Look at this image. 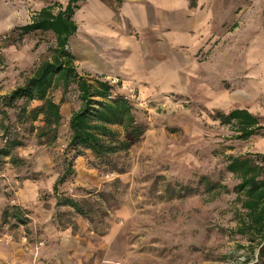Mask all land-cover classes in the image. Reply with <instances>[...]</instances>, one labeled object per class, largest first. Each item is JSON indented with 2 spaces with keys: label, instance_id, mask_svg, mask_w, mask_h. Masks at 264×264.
I'll return each mask as SVG.
<instances>
[{
  "label": "rangeland",
  "instance_id": "rangeland-1",
  "mask_svg": "<svg viewBox=\"0 0 264 264\" xmlns=\"http://www.w3.org/2000/svg\"><path fill=\"white\" fill-rule=\"evenodd\" d=\"M33 5L31 0H0V95L51 56L52 33L20 37L13 31L31 22ZM253 6L235 26L229 19L211 32L209 45L196 55L205 64L199 70L207 73L187 93L154 96L151 90L139 95L137 88L127 91L121 82L109 80L133 104L146 131L127 153L111 157L113 170L97 164L90 153L75 161V174L60 191L90 208L89 217L57 207L53 196L76 92L71 90L62 103L63 123L54 145H40L34 133L20 129L24 145L7 157L0 153V264H21L27 253L34 264L46 245L41 234L47 222L82 238L87 248L83 264H245L249 252L238 245L247 242L231 234L235 195L210 200L198 183L206 177L231 189L237 181L225 172L224 156L264 152V135L235 140L232 128L213 117L217 110L241 108L264 124V4L260 16ZM53 97L59 102L62 91L55 90ZM4 147L0 132V151ZM181 184L195 192L169 198L166 187ZM7 206L20 208L26 222L3 219Z\"/></svg>",
  "mask_w": 264,
  "mask_h": 264
},
{
  "label": "trees",
  "instance_id": "trees-1",
  "mask_svg": "<svg viewBox=\"0 0 264 264\" xmlns=\"http://www.w3.org/2000/svg\"><path fill=\"white\" fill-rule=\"evenodd\" d=\"M81 1L84 0H68L65 5L58 2L48 4L32 17L31 22L13 29L20 37L36 31L50 32L55 45L51 56L41 61L23 83L0 95V132L5 143L0 153L7 157L11 149L24 145L25 134L19 136L22 127L26 134L34 133L40 145H54L63 123L62 103L74 90L77 104L67 120L68 135L61 155V170L53 185V196L57 207H69L77 215L89 217L90 208L60 191L75 174V161L90 153L97 164L113 170L111 157L127 153L143 137L146 127L138 120L133 104L118 92L115 84L103 76L78 69L68 41L77 31L73 16ZM57 89L62 91L59 102L53 97ZM33 102L38 104L32 106ZM213 117L232 128L235 140L247 141L264 135V124L246 109L217 110ZM36 122L40 124L36 125ZM224 158L225 172L237 181L233 187L229 189L226 184L206 177H201L198 184H203L210 200L223 194L235 195L234 204L237 206L233 219L236 224L231 228V234L247 242L238 245L249 252L245 264L251 258H254L253 264H264V152L229 154ZM10 161L16 164L17 160L11 158ZM166 188L170 192L169 198H182L195 192V188L182 184ZM2 217L26 222L17 206H7Z\"/></svg>",
  "mask_w": 264,
  "mask_h": 264
},
{
  "label": "crops",
  "instance_id": "crops-1",
  "mask_svg": "<svg viewBox=\"0 0 264 264\" xmlns=\"http://www.w3.org/2000/svg\"><path fill=\"white\" fill-rule=\"evenodd\" d=\"M67 1L31 0L33 14ZM262 4L264 0H84L74 13L77 31L68 42L82 72L121 82L127 91L135 87L139 95L151 90L154 96L187 93L207 73L199 70L205 64L196 55L209 45L211 32L229 19L235 26L251 5L260 16ZM247 27L250 31L252 25ZM44 227L46 245L34 264H83L87 248L81 237L48 222ZM26 255L21 264H31Z\"/></svg>",
  "mask_w": 264,
  "mask_h": 264
},
{
  "label": "built area",
  "instance_id": "built-area-1",
  "mask_svg": "<svg viewBox=\"0 0 264 264\" xmlns=\"http://www.w3.org/2000/svg\"><path fill=\"white\" fill-rule=\"evenodd\" d=\"M245 258H243V260H244ZM254 263V260H252L250 263H248V264H253Z\"/></svg>",
  "mask_w": 264,
  "mask_h": 264
}]
</instances>
